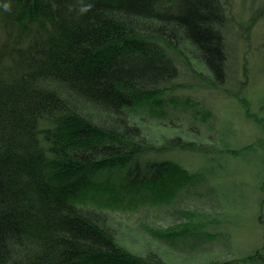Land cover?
I'll return each mask as SVG.
<instances>
[{
  "label": "trees",
  "instance_id": "obj_1",
  "mask_svg": "<svg viewBox=\"0 0 264 264\" xmlns=\"http://www.w3.org/2000/svg\"><path fill=\"white\" fill-rule=\"evenodd\" d=\"M75 3L3 0L0 264H171L127 248L106 213L77 203L135 206L163 181L192 179L152 157L190 142L162 134L157 145L135 113L181 77L228 82L225 2L94 0L84 15ZM251 6L264 18V0ZM115 169L127 170L120 188L93 183Z\"/></svg>",
  "mask_w": 264,
  "mask_h": 264
},
{
  "label": "rangeland",
  "instance_id": "obj_2",
  "mask_svg": "<svg viewBox=\"0 0 264 264\" xmlns=\"http://www.w3.org/2000/svg\"><path fill=\"white\" fill-rule=\"evenodd\" d=\"M224 2L228 82L212 86L184 76L161 101L135 113L157 145L162 134L193 145L152 155L193 180L163 181L130 207L131 196L123 207L104 209L80 196L77 203L106 213L127 248L158 252L171 264H264V18L252 19L253 0ZM247 146L253 149L234 154ZM126 176L127 170H106L93 183L120 188ZM199 228V236L189 235Z\"/></svg>",
  "mask_w": 264,
  "mask_h": 264
},
{
  "label": "clouds",
  "instance_id": "obj_3",
  "mask_svg": "<svg viewBox=\"0 0 264 264\" xmlns=\"http://www.w3.org/2000/svg\"><path fill=\"white\" fill-rule=\"evenodd\" d=\"M3 0H0V17L8 15L7 6H2ZM95 6L94 0H76L75 4L70 5L69 10H75L78 15H84L90 12Z\"/></svg>",
  "mask_w": 264,
  "mask_h": 264
}]
</instances>
